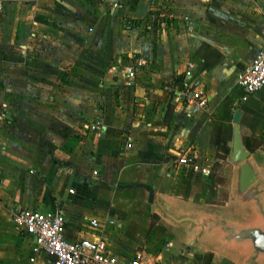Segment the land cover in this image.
Returning <instances> with one entry per match:
<instances>
[{
  "label": "crops",
  "instance_id": "crops-1",
  "mask_svg": "<svg viewBox=\"0 0 264 264\" xmlns=\"http://www.w3.org/2000/svg\"><path fill=\"white\" fill-rule=\"evenodd\" d=\"M263 9L264 0H0V264H53L14 226L17 206L62 211L67 239L102 238L120 262L141 250L156 264H244L215 229L176 223L157 201L175 213L248 216L229 142L238 103L264 185V85L241 100L237 82L261 48ZM132 56L143 63L128 85ZM186 69L208 94L193 114L176 97ZM81 115L104 132L88 123L81 139L62 138V116L71 128ZM184 152L211 172L177 163ZM142 182L157 201L142 185L119 186Z\"/></svg>",
  "mask_w": 264,
  "mask_h": 264
},
{
  "label": "built area",
  "instance_id": "built-area-1",
  "mask_svg": "<svg viewBox=\"0 0 264 264\" xmlns=\"http://www.w3.org/2000/svg\"><path fill=\"white\" fill-rule=\"evenodd\" d=\"M261 15L264 22V9ZM132 58L133 60L124 66L128 85L133 83L136 70L143 63L142 59L133 56ZM237 82L242 90L241 100H245L249 94L264 85V31L261 48L255 53L251 62L238 73ZM176 97L187 105L189 114L205 108L208 104V94L202 78L194 75L190 69L183 72ZM89 125L95 129L97 136L105 130V126L98 120L90 122ZM126 139L125 145L132 146L131 137L127 135ZM177 163L189 165L199 174L207 175L211 172L210 167L197 161L188 152L181 153ZM11 219L20 232L34 238L33 251L51 255L53 264H156L154 255H146L141 250L129 260L120 262L107 250L106 242L102 238L67 239L62 232L66 217L60 210L44 212L34 207L17 206L11 210ZM92 223L97 224L96 220H92Z\"/></svg>",
  "mask_w": 264,
  "mask_h": 264
},
{
  "label": "water",
  "instance_id": "water-1",
  "mask_svg": "<svg viewBox=\"0 0 264 264\" xmlns=\"http://www.w3.org/2000/svg\"><path fill=\"white\" fill-rule=\"evenodd\" d=\"M241 110L238 103L233 106L232 134L230 138V158L238 166L237 187L247 200L250 212L246 218L229 217L227 215L197 212H171L165 202L157 201L152 185L148 183L119 184L121 187L144 186L148 191L147 201L155 200L160 204L162 213L176 223L187 222L199 233L215 229V236L244 255V264L264 263V185L258 180L257 174L249 162L251 145L243 142L239 132ZM193 237L184 245V253L191 250Z\"/></svg>",
  "mask_w": 264,
  "mask_h": 264
},
{
  "label": "rangeland",
  "instance_id": "rangeland-1",
  "mask_svg": "<svg viewBox=\"0 0 264 264\" xmlns=\"http://www.w3.org/2000/svg\"><path fill=\"white\" fill-rule=\"evenodd\" d=\"M68 76L69 75H68L67 72H62L61 80L62 81H67L68 80ZM61 91L62 92L63 91L67 92V90H65L64 88L61 89ZM95 92H97V93H95ZM93 96H94L93 100H91L90 96H88V98H87V101H86L87 102V107H86L87 109H89L91 107V105H92L93 110H95L97 108V105L99 103L98 88L94 89ZM78 102H79V100H78ZM80 112H81V109H80V106H79V103H78L77 104V113L80 114ZM81 113H83V110H82ZM63 121H64V119H63V116H62L61 120L59 121V124L61 125V127H58V131L61 132L62 138H65L66 136H70V138L81 139L84 136V130L82 131L81 128L82 127L84 128V124H88L89 123L88 119H86L84 115L79 116L78 120L76 121L77 125L76 126L75 125L71 126V128L68 126V124L65 125L63 123Z\"/></svg>",
  "mask_w": 264,
  "mask_h": 264
},
{
  "label": "trees",
  "instance_id": "trees-1",
  "mask_svg": "<svg viewBox=\"0 0 264 264\" xmlns=\"http://www.w3.org/2000/svg\"><path fill=\"white\" fill-rule=\"evenodd\" d=\"M259 142L258 141H256L255 142V144L254 145H257ZM153 222V218H152V220H151V223Z\"/></svg>",
  "mask_w": 264,
  "mask_h": 264
}]
</instances>
